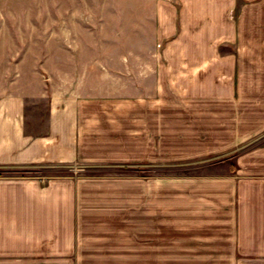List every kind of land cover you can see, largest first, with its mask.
Segmentation results:
<instances>
[{
    "label": "crops",
    "instance_id": "obj_1",
    "mask_svg": "<svg viewBox=\"0 0 264 264\" xmlns=\"http://www.w3.org/2000/svg\"><path fill=\"white\" fill-rule=\"evenodd\" d=\"M0 85V169L235 159L0 171V264H264V0H0Z\"/></svg>",
    "mask_w": 264,
    "mask_h": 264
},
{
    "label": "rangeland",
    "instance_id": "obj_2",
    "mask_svg": "<svg viewBox=\"0 0 264 264\" xmlns=\"http://www.w3.org/2000/svg\"><path fill=\"white\" fill-rule=\"evenodd\" d=\"M6 56V53H4ZM7 85H0V92L5 91ZM264 90V86L263 89ZM261 90V91H262ZM250 103L251 101H247ZM261 114L264 113V100H259L257 105ZM250 118V117H249ZM245 141H255L252 145L257 146L264 144V132L259 133H244ZM212 157L208 160H200L195 163H182L172 165H158L153 166L149 164H128V165H86V164H68V165H38L34 167L0 169L4 172L3 177L11 178H25V177H38L41 179H48L58 176L63 177H132V178H147L150 176H209V175H222L227 170L234 169L235 159L228 158L225 163L222 157ZM222 163V164H221ZM198 264H204L205 261L197 260Z\"/></svg>",
    "mask_w": 264,
    "mask_h": 264
}]
</instances>
